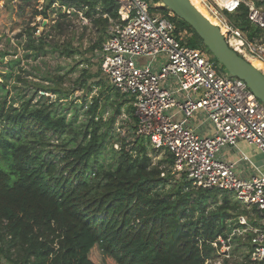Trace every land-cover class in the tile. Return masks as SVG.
Wrapping results in <instances>:
<instances>
[{"label":"trees","instance_id":"1","mask_svg":"<svg viewBox=\"0 0 264 264\" xmlns=\"http://www.w3.org/2000/svg\"><path fill=\"white\" fill-rule=\"evenodd\" d=\"M55 2L61 16L66 7L93 24L104 17L103 30L109 18L118 17L115 0H47L45 8ZM194 5L217 24L201 2ZM232 15L250 35L259 32L243 4ZM174 19L178 30L192 32L189 46L205 47L185 21ZM45 43L32 39L28 46L37 53ZM101 46L102 39L92 46L99 59ZM93 83L104 88L100 80ZM37 89L58 99L67 94L55 83L38 84ZM29 100L7 111L0 100V126L7 125L0 129V264H204L219 255L221 241L230 246L231 238L241 239L233 229L240 226L237 217L248 214L246 207L226 191L176 179L171 155L166 152L165 159L153 163L148 143L135 132L133 147L127 149L124 141L119 149L111 146L114 162L94 168L90 160L105 149L114 121H102L97 97L81 128L57 111L55 101L31 106ZM134 110L133 105L126 109L137 123ZM102 124L108 127L102 129ZM50 136L58 141L44 153ZM244 237L250 251V235Z\"/></svg>","mask_w":264,"mask_h":264},{"label":"built area","instance_id":"2","mask_svg":"<svg viewBox=\"0 0 264 264\" xmlns=\"http://www.w3.org/2000/svg\"><path fill=\"white\" fill-rule=\"evenodd\" d=\"M115 1L118 17L102 43L100 65L112 87L131 98L138 119L135 135L168 152L178 177L198 188L226 191L254 208L259 218L251 222L239 215L240 226L233 231L248 233L250 259L264 262V175L243 178L232 161L217 157L239 140L264 154V105L243 80L222 72L205 47L189 46L192 32L178 30L177 16L161 9L159 1ZM205 1L227 12L247 7L246 18L258 33L250 35L223 15L224 28L218 26L233 51L251 64V58L264 64V0H235L233 9ZM258 70L264 75V68ZM198 111L206 115L212 133L202 135L190 124Z\"/></svg>","mask_w":264,"mask_h":264},{"label":"rangeland","instance_id":"3","mask_svg":"<svg viewBox=\"0 0 264 264\" xmlns=\"http://www.w3.org/2000/svg\"><path fill=\"white\" fill-rule=\"evenodd\" d=\"M152 1L154 0H148L150 3ZM208 1L211 3L212 0ZM46 5L47 0H0V100L5 101L4 111L9 110L10 105L19 107L21 102L27 99H30L31 106L43 101L47 103L55 101L57 111L65 114L68 120H75V125L81 128L88 120L86 112L88 106L93 98L97 97L99 103L97 113L101 114L102 121L106 122L112 117L114 121L109 127L102 124V129L108 127L106 147L92 158L90 163L94 168L108 167L114 162L110 147L119 149L122 141L126 143L127 149L133 147L136 127L133 118L126 111L127 107L132 106V102L125 101L126 97L121 94L117 96L116 89L110 91L104 89L106 86L111 88L112 85L100 69L98 49H92L100 39L102 43L105 41L114 19L109 18L107 29L103 30L104 17L93 24L84 18L82 13H73L71 8H61V13H64V16H61L57 2L48 8H45ZM211 6L229 20H233L232 14L237 13H227L225 10L217 9L216 5ZM32 39L36 44L40 39L46 41L44 48L37 53L34 52L28 46ZM217 63L222 72L229 74L219 62ZM45 78L50 80L45 81ZM98 80L103 82L104 88L94 85L93 82ZM54 83L67 93L63 98L58 99L57 94L37 89L38 84ZM103 84L101 83V86ZM42 95L48 99L42 98ZM179 98L181 97L177 96V99ZM119 102L123 104L117 112ZM5 128L7 125L3 123L0 129ZM141 138L149 145L148 153L153 163L167 157L166 151L153 148L147 139ZM57 141L55 137L50 136L49 145L44 146V153L53 149ZM247 149L249 148L244 150ZM220 152L217 157L222 160ZM242 166L249 173H253L246 160ZM171 173L178 179L172 169ZM212 206L213 204L210 208ZM246 209L248 214L245 216L252 222L256 215L255 210L247 207ZM240 237L241 239L231 238L229 247L222 244L219 255L204 264H263L250 259L249 248L243 244L246 238L242 235ZM1 261L5 263L4 259Z\"/></svg>","mask_w":264,"mask_h":264},{"label":"water","instance_id":"4","mask_svg":"<svg viewBox=\"0 0 264 264\" xmlns=\"http://www.w3.org/2000/svg\"><path fill=\"white\" fill-rule=\"evenodd\" d=\"M158 1L162 7H166L185 21L229 75L243 80L264 105V75L228 46L217 24L203 15L190 0Z\"/></svg>","mask_w":264,"mask_h":264},{"label":"crops","instance_id":"5","mask_svg":"<svg viewBox=\"0 0 264 264\" xmlns=\"http://www.w3.org/2000/svg\"><path fill=\"white\" fill-rule=\"evenodd\" d=\"M190 124L195 127L198 133L202 135H206L214 131L203 111H198L191 120ZM246 148L249 149L244 150ZM243 155L247 158L245 159ZM219 156L224 160L232 161L235 165L236 172L239 176H244L243 178L264 175V154L253 144L239 140L236 146L224 147ZM245 160L251 166L253 173H249V171L243 168L242 165ZM254 218H259V215L256 214Z\"/></svg>","mask_w":264,"mask_h":264},{"label":"bare ground","instance_id":"6","mask_svg":"<svg viewBox=\"0 0 264 264\" xmlns=\"http://www.w3.org/2000/svg\"><path fill=\"white\" fill-rule=\"evenodd\" d=\"M192 3H193V5H194V2L196 1V2H198L199 4H200V2H201V4L202 5H204L205 7H207L208 8V10L210 11V12H212V14L216 17H213L212 16V18L217 22V25H220V27L223 29L224 28V22H223V18L220 16V14L219 13H217L205 0H190ZM219 5H232V4H234V6H235V0H215ZM195 6V5H194ZM234 6H233V8H234ZM196 7V6H195ZM229 7V6H228ZM197 8V7H196ZM232 8V9H233ZM198 9V8H197ZM230 9V8H229ZM199 10V9H198ZM200 11V10H199ZM201 12V11H200ZM202 13V12H201ZM203 14V13H202ZM204 15V14H203ZM209 19V18H208ZM251 60V62H252V64L256 67V68H258V69H262V68H264V64L261 62V61H259V60H255V59H250Z\"/></svg>","mask_w":264,"mask_h":264}]
</instances>
